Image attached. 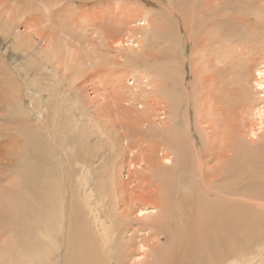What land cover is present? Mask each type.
Returning <instances> with one entry per match:
<instances>
[{
    "label": "bare ground",
    "instance_id": "6f19581e",
    "mask_svg": "<svg viewBox=\"0 0 264 264\" xmlns=\"http://www.w3.org/2000/svg\"><path fill=\"white\" fill-rule=\"evenodd\" d=\"M24 1L18 0V5L15 0L14 8L22 9L26 15L29 5L25 2L23 6ZM30 1V6L33 5L35 9H50L45 0L42 2L44 8L37 0ZM80 1L83 3L80 6H85L107 0ZM124 1L122 7L132 15L120 17L119 9L116 13L117 9L107 8L109 11L101 12L102 8L93 18L85 13V7L84 15L81 16L86 26L81 30H85L86 39L78 33L83 37V42H73L72 38L66 37L73 36L72 30H69L70 36L63 32L64 36H52V33L38 36L40 41L45 42L41 55L43 62L48 64L52 58L59 60L64 56L60 65L65 69L64 73H60L55 65L49 71L54 80L58 77L57 84L61 83L59 78H65L69 83L68 89L58 93L60 104L70 111L69 116L63 118V123L66 125L68 121L70 128L83 127L85 132L83 143H76L73 154L70 152L72 156L67 159V166L65 157L53 155L51 149L36 152L37 169L28 173V179L32 180L29 182L33 185L27 187L28 194L24 196L25 201L32 205L28 210L22 205L11 217L13 226L17 225L12 230L17 234L12 242L14 251L7 248L10 242L9 237H5L6 223L0 222L2 264H127L129 248L135 236L139 251L144 253L147 247L154 253L153 264H239V259L244 258L242 256L252 245L256 248L260 246L258 249L261 251L264 249V135L261 134L264 131V60L261 66H256L255 74L250 79L244 78L248 82H244L243 87L248 91L242 90L251 104L248 103L247 108L246 100L244 109H241L244 93H240V81L223 78L229 69L228 55H218L217 59L221 61L214 71L201 53L204 50L200 45L204 21L199 15L200 10L196 12L197 0H171L174 10L172 15L177 12L184 26L186 23L185 27L189 29L184 27L188 36L192 38L195 35L191 61L195 88L192 92L186 81L187 71L182 57L184 44L180 43L184 34L173 22V17L163 30L166 42L165 49L162 48L163 60L155 59L157 54L145 48L151 12L145 11L142 15L129 0ZM221 1H225L228 8L242 6L240 12L246 13L247 17L251 18L250 14L256 18L263 17L254 7L262 8L264 0H249L247 7L240 0ZM76 3L72 0V7ZM8 4L12 3L8 0L4 8ZM33 6L31 12L35 11ZM16 9L13 11L17 12ZM4 10L2 8L1 11L4 13ZM122 11L127 14L125 9ZM16 14L21 18L20 12ZM222 16L224 18L216 16L215 22H221L220 26L224 25L226 35L233 37L237 28L229 26V15ZM77 22L79 16L74 22L78 26ZM33 36L19 33L15 38L38 54L40 51H35L33 47ZM27 37L31 40L28 41ZM178 48H181L180 53ZM206 56L207 59L211 58ZM130 61H133L134 67L133 70L130 68L128 75V70L121 69V66H131ZM49 65L44 63L43 69H49ZM117 69L122 71L120 78L114 77ZM132 79L133 84H127ZM53 81L48 82L52 84ZM86 82L94 96L89 95L84 103L80 90L82 87L87 88ZM108 88L109 93L105 91ZM43 94H38V109L45 105ZM153 94L152 99L157 102V106L151 102ZM74 95L77 108L70 98ZM19 98L24 101L21 95ZM48 101L47 109L51 105ZM12 104L11 97H5L4 100L0 98L1 107L10 108ZM192 110L195 111L194 115L197 114L195 122ZM72 122L74 124L71 126ZM46 123L44 117L40 118L39 124L45 125L49 143L52 144L56 133ZM195 130L202 139V150L198 148ZM66 144L69 143L62 141L59 145L62 147ZM1 155L0 163L3 165H15L18 161L15 158V163L11 154L7 160L9 162L5 163ZM69 161L81 167L78 180L84 194L80 196L71 189L67 201L65 193L60 197L57 186L49 182V176L50 173L54 176L64 172L61 175L63 183L70 189ZM86 164H90L92 169ZM127 165L128 179H125L122 175ZM89 172L93 173V180ZM53 178L56 184V178ZM13 179L4 184H14ZM92 185L98 188L97 192L90 190ZM2 189L8 191V188ZM0 201L1 206L3 202L5 205L1 195ZM3 207L1 210L4 212L6 206ZM3 217L0 216V221ZM144 218L148 221L143 223ZM132 223L138 225L133 226ZM130 231L131 237H127ZM162 239H169L170 242L164 245ZM141 254L135 260L140 259ZM262 261L258 259L252 264ZM248 262L244 261L243 264Z\"/></svg>",
    "mask_w": 264,
    "mask_h": 264
},
{
    "label": "rangeland",
    "instance_id": "374dc122",
    "mask_svg": "<svg viewBox=\"0 0 264 264\" xmlns=\"http://www.w3.org/2000/svg\"><path fill=\"white\" fill-rule=\"evenodd\" d=\"M0 1H2V0H0ZM14 1L15 0H9V2H11L12 4H8V6H5V8H4V4L6 2L5 3L0 2V4H1V6H0V16H1V19H0V77H1L0 78V96L1 97L0 98H2L4 100L5 97H11L12 102H13V104L10 106V108H6V107L4 108L3 106L2 107L0 106V153H2V155L1 154L0 155L4 156V159L2 161L5 160L4 161L5 163L9 159L11 154L14 157L15 163H16L15 158L16 159L18 158V161L15 165H9V164L3 165L2 163H0V166H1L0 172H2L3 174L6 172L5 175L0 173V175H1L0 176V195L5 201V205H3L4 202L2 204V206H4L3 208H5V206H6L5 210L3 209L4 212H6V213H4L1 210L2 206H1V201H0V216H4L3 217L4 219H2V221H0V222H2L4 224L6 223L4 225V227H6L5 233L7 232L6 233L7 235L5 234V237L6 236L9 237L8 241L10 243L8 244L9 247L7 246V248H9V250L11 249V251H14V247L12 245V242H14V238L17 236V234L12 231L17 226V225L13 226V221H12V218L14 217L13 214H16L18 208H22L21 207L22 205L27 210H28V207H30L32 205V204H29L25 201L24 196L28 194V188L27 187H30L33 185V183L30 184V182H29V181L32 182V180L28 179L29 178L28 173L37 169V161L35 160L36 152H38L40 149H43V150L51 149L53 155L57 154L58 156H61L62 158L65 157V164L67 166V164H68L67 159L72 156L71 153L73 154L74 145L76 143H79V144L83 143L84 132H85L83 127H72V128H70V123L67 120L66 121L68 124L65 125L63 123L64 122L63 118H66L67 116H69L70 111H66L67 107L63 104H60L61 97L58 95V93L63 89H68L69 83H68V80L66 81L65 78H63V79L59 78L61 83L57 84L56 79L58 77L54 80L52 73H49V71H51V69L53 67L52 65H55V67H57L59 69L60 73H64L65 69H62L60 67V65L63 62L64 56H62L59 60H57L56 58H52L48 63V64H50L49 65L50 67L48 66L49 69H47V70L43 69L44 63L46 65H48V64L46 62H43V56H41L43 53V50H44L43 45L45 44V42L40 41L39 35L45 34V33L46 34L52 33V36H54V35L61 36V35H63V33H66L67 35H69V30L70 31L72 30L74 32L73 36L72 37L66 36V37L69 39L72 38L73 42L74 41L76 42L77 40H81V42H83L84 39H81V38L84 37L86 39V37L84 36L86 33L85 30H83V31L81 30L82 27L86 26V23L83 22L84 19L82 18V16L84 15V12H85V7H86L85 13H88L89 15H91V17H93L95 14H97V12H99V9H102V8L103 9L101 10V12H103L104 10H108L107 8H109V10L110 9L112 10V8H113L114 10L117 9V10H115L116 13H118L119 10L121 11V13H123L122 9L123 10L125 9V11H127L126 12L127 14H124V13L121 14L119 12L118 15L120 14L119 15L120 17H123L124 15L128 16L129 14L132 15V13L128 14V12H130V11H128V10H126V8L122 7L123 3L125 2L124 0H107V1L102 2V3H98L97 5H94L93 3H89L85 6H80L83 4L80 0H77L76 1L77 3L73 0V2L76 3L73 5V7H72L73 3L71 4L72 0H70V1L69 0H45L46 3H48V5L50 6V9H47L48 11L46 9H44V11H42L40 9H35L34 6L32 5L33 8L35 9V11L32 10V12H31L32 6H30L31 5L30 3H32V2L30 0H25L22 3V5L24 6L25 2L28 3V5H29V9L27 10L26 15L23 14L22 9L16 7L17 9H19V10H17L16 8H14L16 3L19 5V3L23 0H20V2H18V0H16V3H14ZM131 1H133V2H131ZM214 1H216V2H214ZM42 2H43V0L42 1L37 0V3L41 4L43 7ZM129 2L133 4V7H136L138 10H140L142 15L144 14L145 11L151 12V15H150L151 18L149 19L150 20L149 33H148L147 41L145 43V45H147V47L145 46V48L147 49L148 52L149 51H150V53L155 52L154 54H157L155 59L160 58L161 60H163L164 54L162 53V48L165 49V47H166V42H165L163 30H164V27L167 26V24L169 23V19L171 17H173V20H174L173 22L176 24V26L178 25L181 28L182 35L184 34L183 37L181 38L182 40H180V43L182 42L181 45L184 44V48H183L184 50L182 49V53H183L182 57L184 58V63H185V68H186L185 71H187L186 81H187L189 90L190 91L192 90V92H194L195 86L193 84L194 76H193L192 69H191L192 68V62L191 61H192V53H193L192 49H193V47H195V41H194L195 35H193L192 38L190 36H188L187 31H186L187 28L185 27L186 23L184 26L183 19H181L177 15V12L174 13L175 15L174 14L172 15V12H174V10L171 7V3H172L171 0L170 1L169 0H129ZM233 2H235V0H233ZM240 2L242 3V5L244 4L245 7H247V5H249L248 4L249 0L248 1L247 0H240ZM136 3H138V4H136ZM119 4H120V8H119ZM132 4H131V7H132ZM226 4L227 3L225 1H221V0H197L196 12L198 10H200L199 15L202 16V19L204 21L203 24L201 25V35H200V39H201L200 45L204 50L201 48V50H203L201 53H202L205 61L209 62L210 68L211 67L214 68L213 69L214 71L217 70V69L215 70L216 65L220 64V61H221L220 59H217L218 55L221 56L222 54L226 53L228 55L227 57H229V59H227V61H229L227 63V68H229V69L225 71L223 78L227 77L230 80H235L234 82L240 81V82H238V84H239V86H242V88L240 87V89L242 90V89H244V87H243L244 82H246V83L248 82V81L244 80V78L250 79V77L255 74L256 68L261 66L262 65L261 62L264 60V3H263V5L261 3L262 8H260L258 6L254 7V8L258 9V10L256 9V11L259 14V16L262 14L261 16H263V17H260V18L259 17L258 18L253 17L252 14H250L251 18L247 17L246 13L242 14L240 12L242 6L240 8L237 6H233V8H232V6H230L228 8ZM144 5L146 7H144ZM204 5H206V6H204ZM9 6H11V8L13 7V9L9 8ZM77 6H78V8H77ZM244 6H243V9H244ZM69 7H71V9ZM2 8H3V10L5 9L4 10L5 14L1 11ZM66 8L69 10H67ZM144 8L145 9L148 8V9L145 10ZM225 8L226 9L228 8L227 10L230 13H228ZM10 9H11V11H10ZM15 9L17 12H14ZM170 9H172V10H170ZM6 10H8L7 12L9 14L6 12ZM19 12L22 14L21 18L19 17L18 14H16ZM14 14H15V16H14ZM43 14H44V16H43ZM222 15H229V21H228L229 26H235L237 28V33H235L233 37L232 36L228 37L226 35L224 25L220 26L221 22H215V20H214L215 17L217 16L220 18H224V16H222ZM42 16H43V18H41ZM45 16H47V17L45 18ZM78 16H79V22H77V23H78L79 27L76 25V23H74V22H76ZM155 16H157V17L154 18ZM43 19H45L47 21V23ZM254 20H256V21H254ZM33 23H36V24H33ZM188 23H190V22H188ZM28 26L31 27V29L28 28ZM187 30L189 31V29H187ZM19 33L34 35L33 38H34L35 45L33 47H35V51H37V52L40 51V53L36 54L32 50L28 49L29 47H27L23 43L20 44L21 40L17 39V41H16L15 37H17V34H19ZM78 33L82 34L83 37L79 36ZM26 39L28 41L31 40L30 37H27ZM150 45L152 46V48ZM178 51L180 53L181 48ZM205 51L206 52L208 51L207 52L208 54L204 53ZM177 54H178V52H177ZM206 55L211 56V58L209 57L207 59ZM41 57H42V59H41ZM182 59H181V61H182ZM161 60L159 62H162ZM152 61H154V60H152ZM54 62H56V63L53 64ZM69 62H70V59H69ZM127 62L128 61H126L125 63H127ZM131 63L132 64L129 67H127L126 65L123 67L121 66V69H124L125 71L128 70L127 71L128 75H130L129 71H131L130 68H132V66H133V61ZM155 66H158V65H155ZM132 70H133V68H132ZM229 71H231V73H230L231 75L228 73ZM41 72H43V73H41ZM71 72H73V69H71ZM120 72H122V71L117 69L118 75L114 74V77H118V78L122 77ZM100 75H104V76L108 75L109 76L110 74L100 73ZM110 77H112V75H110ZM103 79H105V77H103ZM99 80L100 79H98V81ZM42 81H44V83ZM48 81H51V82L53 81L54 83L51 84ZM62 82L64 85H62ZM240 83H242V85ZM31 84H34V85H31ZM56 84L58 85V87ZM127 84L132 85L133 79L130 80L129 83H127ZM5 85H6V87H5ZM86 85H87V88L82 87L80 90V92L83 93L82 98H84V103H85V101L87 102L86 98H88L89 95L94 96V93H92V90L90 89V86L87 82H86ZM245 87L248 88L249 86L248 87L245 86ZM109 88L105 90L107 93H109ZM244 91H245V89H244ZM247 91H245V92H247ZM39 92H41L42 94L44 93L43 98L45 101V105L43 106V108L38 109L37 106H40L38 104L39 103V100H38ZM245 92H243V90H242V92H240L241 94L244 93V96H245V98H244V96H242V98H243L242 101L244 100V103L243 102L241 103V105H242L241 109L242 108L244 109L245 106L247 108H249V104H251L247 100ZM250 92H254V90L250 91ZM48 94H49V96H48ZM14 95L16 98L14 97ZM19 95H21V97L24 98L23 100L25 102L20 100ZM30 96L32 97V102H31ZM153 96H154V94L151 96V102L155 103L157 106V102L154 99H152ZM70 98L72 99V102H73V105L75 106V108H77V103L75 102V95L71 96ZM154 98H158V97H154ZM48 100H50L51 105L47 109L46 102L49 103ZM15 101H17L16 104L14 103ZM23 103H24V106H23ZM244 104H245V106H244ZM30 107H31V109H30ZM247 108H245V110ZM8 109H9V111H8ZM193 110H194V108H193ZM193 110H192L193 113L192 112L191 113H192L193 122H195L194 119L196 118L197 114L194 115L195 111H193ZM11 113L12 114L14 113V114L12 115ZM6 114H8V115H6ZM42 117H44V119L47 120L46 125H49L48 128H53V130H55L56 135L54 136L55 139H52V140H54L52 142V144L49 143L48 135L46 133L47 129L45 128V125L39 124L40 118H42ZM12 119H14V120L16 119V121H14ZM19 121H20V123H19ZM60 121H61V123H60ZM73 124L74 123L72 122L71 126ZM193 130H194V127H193ZM195 131H193V132L195 134L194 136H195L196 140H198V148L200 150H202L201 149V147H202L201 140L202 139H201L200 135L197 133V131L196 132ZM261 134L264 135V131ZM62 141H65L66 143H69V144H66L64 146L62 145V147H61L60 145H61ZM66 146H69V148L68 147L66 148ZM51 147H53L55 152L52 150ZM12 148H14V150L11 152L10 150H12ZM15 152H17V154ZM15 154L19 155L21 157L16 156ZM8 162L9 161H7V163ZM60 164H62V163H60ZM65 164H63V166ZM69 164H70L69 176L71 178L70 189H69L68 185L63 183L64 180L62 179L61 175H63L64 172L62 174H55L54 176H52V174L50 173V176H49L50 177L49 182L53 186H57L56 191L59 190L60 197H62V195L65 193V196H66L65 198H67V201H69L68 199L70 196L69 194L71 192V189H73V193H79L80 196H82L84 194V192L82 191V185L80 184V181L78 180V176H80L81 167L79 166V164L70 163V161H69ZM86 165H88L92 169L90 164H86ZM97 165H98V162L95 163V166H97ZM5 167L7 168V170ZM89 167H87V169L85 170V173L88 171ZM128 168H129V166L127 165L123 169V175L122 176L125 179H128V175H127ZM66 171H67V167H66ZM89 173H91V172H89ZM53 177L56 178V184H54V181H53L54 178ZM16 178H18V179L16 180ZM12 179L14 180V184L12 183L13 185L12 184H9V186L5 185V184H8L10 181H12ZM23 179H25V180H23ZM93 179H94V176H93V173H91V180H93ZM16 185H17V187H16ZM132 185H134V183ZM5 186H7V187H5ZM10 186L12 188H10ZM1 187L2 188H8V191H7V189L5 190V189H2ZM91 187H92V188H90L91 191L93 189V191L97 192L98 188L96 186L94 187L92 185ZM2 190L4 192L6 191L5 195H4V192ZM91 191H90V193H91ZM80 196H79V198L78 197L77 198L79 200L80 206L82 207L83 204H82V201L80 199ZM56 197H57V194H56ZM29 201H31L30 198H29ZM82 211L84 213L85 209H83ZM7 212H8L10 217L8 216ZM3 213L6 215H4ZM5 218H8V219H5ZM147 221H148V219L144 218L142 222L144 223ZM136 225H138V224L137 223L133 224V226H136ZM148 234L149 233L147 232V236H148ZM10 235H13V237H11ZM131 235H132V231H130L127 234V237H131ZM10 238H12L11 241H10ZM140 239H141V237H139V240ZM135 241H137L136 236L133 239L132 247L129 248L130 254H128L129 259H128L127 264L128 263L131 264L130 262H132V264H153V262L155 261V258L153 256L154 253L152 252V250L149 251V248L146 247L144 253H142L141 250L140 251L138 250V248H137L138 246L135 244ZM169 242H170L169 239H162L161 243H163L164 245H168ZM259 247L260 246H258V248ZM258 248H256L255 246L252 245L249 248V250L242 256L244 258L239 259V262H240L239 264H243L244 261H249L248 263L252 264L254 261H256L258 259L263 260L261 263H258V264H264V249H262V251H261ZM133 250H135V251H133ZM140 254H141V258L135 260V257L140 255ZM252 254H254V255H252ZM254 256H256V257H254ZM251 257H254V259H251V261H250ZM245 258H246V260H245ZM0 264H2V263H0ZM230 264H238V263L233 262Z\"/></svg>",
    "mask_w": 264,
    "mask_h": 264
}]
</instances>
